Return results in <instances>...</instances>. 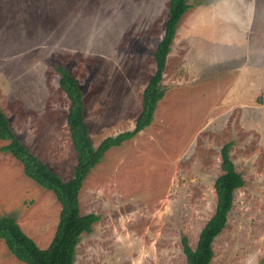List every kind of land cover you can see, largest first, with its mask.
Segmentation results:
<instances>
[{"label":"rangeland","instance_id":"374dc122","mask_svg":"<svg viewBox=\"0 0 264 264\" xmlns=\"http://www.w3.org/2000/svg\"><path fill=\"white\" fill-rule=\"evenodd\" d=\"M187 3L152 124L110 149L83 183L81 213L100 220L81 236L74 264H187L182 239L195 249L213 217L221 148L231 141L245 186L211 264H264V0ZM169 9L170 0H0V109L64 180L77 153L57 66L84 91L95 147L132 130ZM8 143L0 139V218H15L46 249L61 205L2 151ZM0 264L25 263L0 240Z\"/></svg>","mask_w":264,"mask_h":264},{"label":"trees","instance_id":"16d2710c","mask_svg":"<svg viewBox=\"0 0 264 264\" xmlns=\"http://www.w3.org/2000/svg\"><path fill=\"white\" fill-rule=\"evenodd\" d=\"M189 9L187 0H170L165 33L154 53L156 71L143 93L142 113L132 130L107 137L98 147H95L91 140L90 128L86 122L82 87L67 67L57 66L61 74L60 87L71 101L68 114L69 136L77 153V164L70 180H64L22 142L11 127L9 118L0 109V139L9 142L2 147V151L11 153L20 161L25 175L44 189L53 192L61 205L55 236L46 249L40 248L22 230L15 218H0V240L4 241L19 261L25 264H74L81 236L91 233L94 224L100 220L98 215L81 213L79 194L83 183L110 149L121 147L152 124L158 104L166 95L162 81L177 27ZM233 145L234 142L231 141L221 148L222 174L215 181L217 206L213 217L202 229L195 249L189 245L186 237L182 239L187 264L212 263L215 255L214 242L227 225L234 206L235 192L245 186L243 175L237 171L231 159L230 150Z\"/></svg>","mask_w":264,"mask_h":264},{"label":"crops","instance_id":"0c3cea01","mask_svg":"<svg viewBox=\"0 0 264 264\" xmlns=\"http://www.w3.org/2000/svg\"><path fill=\"white\" fill-rule=\"evenodd\" d=\"M257 48V47H256ZM171 52H172V49H171ZM249 52L251 53L252 52V48H250ZM171 54V53H170ZM169 54V55H170ZM256 54H257V50H256ZM169 57V56H168ZM261 58V57H260ZM168 61V60H167ZM167 67V66H166ZM166 71V70H165ZM235 88V87H234ZM236 91V89H234ZM240 99V98H239Z\"/></svg>","mask_w":264,"mask_h":264}]
</instances>
